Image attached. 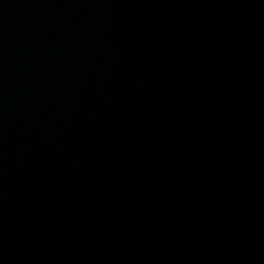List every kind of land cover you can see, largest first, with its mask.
<instances>
[{"label": "water", "instance_id": "95a60500", "mask_svg": "<svg viewBox=\"0 0 264 264\" xmlns=\"http://www.w3.org/2000/svg\"><path fill=\"white\" fill-rule=\"evenodd\" d=\"M0 264H264V0H0Z\"/></svg>", "mask_w": 264, "mask_h": 264}]
</instances>
